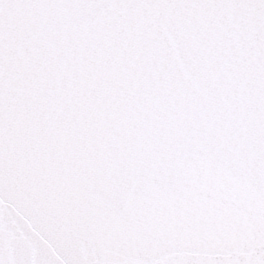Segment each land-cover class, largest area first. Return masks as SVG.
I'll list each match as a JSON object with an SVG mask.
<instances>
[{"label":"snow or ice","instance_id":"1","mask_svg":"<svg viewBox=\"0 0 264 264\" xmlns=\"http://www.w3.org/2000/svg\"><path fill=\"white\" fill-rule=\"evenodd\" d=\"M0 264H264V0H0Z\"/></svg>","mask_w":264,"mask_h":264}]
</instances>
